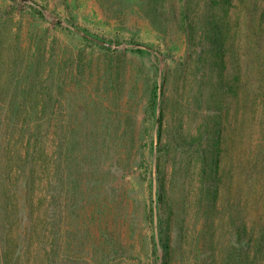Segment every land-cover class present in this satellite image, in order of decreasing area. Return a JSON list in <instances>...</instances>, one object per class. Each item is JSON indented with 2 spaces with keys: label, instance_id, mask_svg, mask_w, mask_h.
<instances>
[{
  "label": "rangeland",
  "instance_id": "1",
  "mask_svg": "<svg viewBox=\"0 0 264 264\" xmlns=\"http://www.w3.org/2000/svg\"><path fill=\"white\" fill-rule=\"evenodd\" d=\"M30 1L0 0V264L19 259L24 230L10 126L53 146L35 186L51 193L52 264H249L247 238L264 232V114L245 91L264 0ZM210 15L225 69L201 36ZM222 78L237 95L211 85Z\"/></svg>",
  "mask_w": 264,
  "mask_h": 264
},
{
  "label": "trees",
  "instance_id": "2",
  "mask_svg": "<svg viewBox=\"0 0 264 264\" xmlns=\"http://www.w3.org/2000/svg\"><path fill=\"white\" fill-rule=\"evenodd\" d=\"M230 2L231 0H209V4L217 6L218 8L223 7L224 4L229 6L231 5ZM188 10H190V6L185 2L181 8V14L183 15L184 20H188L189 18L188 15L190 11ZM215 24L216 21L211 15L210 17H207L202 25L201 36L203 35L204 38L205 36L210 37L213 40L214 44L211 48H213V52L216 53L215 55L212 54L213 63L217 68L221 67L225 69L226 58L224 57V45L221 46L218 44ZM261 52L262 55L259 56L260 60L255 64V69L257 68L260 72L255 74V78L254 76H251L252 78L247 82L248 87L245 91L246 93H242H245V103L249 110L258 109L260 113L264 114V49H262ZM208 59H210V57ZM210 83L211 85H214V88L217 87L219 89H225V87H228L227 85H229V87L232 88V93L235 95L238 94L239 87H237L236 82L234 87L233 85H230L228 81H224L223 78L219 80V82L210 81ZM160 88L161 85L158 87L154 86L152 90V106L154 108L157 105L158 97V94L156 96V89L160 90ZM158 122H160V120ZM10 128L11 130H7L9 134H6L7 136H5L3 133L2 136L6 146L4 152L6 156V164L8 166L6 179L8 183L12 181L14 182V180H16V183L17 181H20L19 186L20 189L22 188L23 190H20L19 193L22 194V209L24 210L22 211V223H24L23 240L19 245V259L17 258L18 260H15V264H52L51 253L54 243V229L50 220V211L53 209L51 193L49 191H44V196H41L35 186L37 182H39L37 175L40 171H50L49 174L44 175L48 179H51V170L53 169L52 164L54 161L53 146L50 142L46 144L44 143L43 145L39 144L37 137L41 130L36 131V129L22 126L18 128L10 126ZM24 162L28 165H26V169H24L23 166ZM215 163L217 165V160ZM10 191L11 189H8L9 193ZM18 209L19 208L17 207L15 208V210ZM43 216H47L48 220H44ZM36 219L37 223L35 222ZM17 225L18 224H16V226ZM9 228L11 231H14L11 226H9ZM31 228L34 230L27 232V229L29 230ZM8 234L10 243L16 240L11 232ZM39 238L41 239L39 240ZM260 239L258 240L256 238L255 240L254 233L252 232L250 233L249 238H247V245L252 253L249 264H264V232L260 235ZM160 240L164 241L163 238ZM9 248L11 253H13L17 248V242L14 245H10Z\"/></svg>",
  "mask_w": 264,
  "mask_h": 264
},
{
  "label": "water",
  "instance_id": "3",
  "mask_svg": "<svg viewBox=\"0 0 264 264\" xmlns=\"http://www.w3.org/2000/svg\"><path fill=\"white\" fill-rule=\"evenodd\" d=\"M25 1H27L28 3H30V4H32V5H34V6H37L34 2H32V1H30V0H25ZM38 7V6H37Z\"/></svg>",
  "mask_w": 264,
  "mask_h": 264
}]
</instances>
